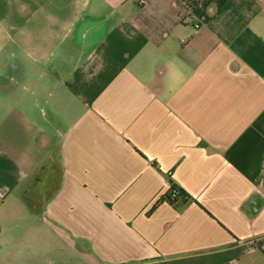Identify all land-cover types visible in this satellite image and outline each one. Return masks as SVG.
<instances>
[{"label":"crops","instance_id":"obj_1","mask_svg":"<svg viewBox=\"0 0 264 264\" xmlns=\"http://www.w3.org/2000/svg\"><path fill=\"white\" fill-rule=\"evenodd\" d=\"M0 264H264V0H0Z\"/></svg>","mask_w":264,"mask_h":264},{"label":"trees","instance_id":"obj_2","mask_svg":"<svg viewBox=\"0 0 264 264\" xmlns=\"http://www.w3.org/2000/svg\"><path fill=\"white\" fill-rule=\"evenodd\" d=\"M190 200H191V198L182 189H180L178 186L174 185L170 181V187H169L168 191L166 193L162 194L152 204L151 208L147 212L149 213V212L153 211L156 208V206L162 201H167L169 204L177 207L178 203H184V202H187Z\"/></svg>","mask_w":264,"mask_h":264}]
</instances>
